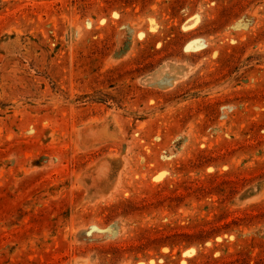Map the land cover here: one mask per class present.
Listing matches in <instances>:
<instances>
[{"label": "rangeland", "instance_id": "obj_1", "mask_svg": "<svg viewBox=\"0 0 264 264\" xmlns=\"http://www.w3.org/2000/svg\"><path fill=\"white\" fill-rule=\"evenodd\" d=\"M0 264H264V0H0Z\"/></svg>", "mask_w": 264, "mask_h": 264}]
</instances>
